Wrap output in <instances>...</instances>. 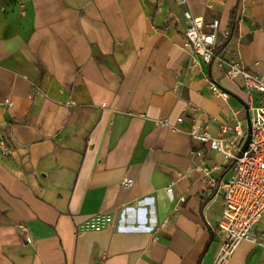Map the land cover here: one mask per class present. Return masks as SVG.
Wrapping results in <instances>:
<instances>
[{"label":"crops","instance_id":"0c3cea01","mask_svg":"<svg viewBox=\"0 0 264 264\" xmlns=\"http://www.w3.org/2000/svg\"><path fill=\"white\" fill-rule=\"evenodd\" d=\"M186 10L264 78V0H0V264L214 263L228 167L189 133L244 121L246 95L184 48ZM254 235L227 264H264V216Z\"/></svg>","mask_w":264,"mask_h":264},{"label":"built area","instance_id":"2783aa9c","mask_svg":"<svg viewBox=\"0 0 264 264\" xmlns=\"http://www.w3.org/2000/svg\"><path fill=\"white\" fill-rule=\"evenodd\" d=\"M174 2L182 6L187 5L188 0ZM183 18L184 48L199 56L206 64L211 65L215 61L225 66V76L231 81H239L246 95L244 108L247 117L244 121L222 122L218 127L217 137L210 134L205 124L192 126L189 133L193 140L221 154L225 166L228 167L219 180L223 210L216 232L220 238V250L213 263L227 264L241 242H255V227L264 216V78L244 67L237 59V54L227 46H223L219 52L216 51L219 37L224 41H232L235 38L229 29L218 31L217 19L206 21L203 16L194 15L190 10L183 12ZM207 91L211 97L223 100L229 98V93L213 81L207 83ZM7 105L10 106V103ZM187 107L190 114L200 110L190 102ZM247 119L251 130L250 142L241 153L248 134ZM178 122H181V119H178ZM164 123L156 121V126H163ZM5 152L6 148H2V153ZM202 156L201 150L191 154L193 160H199ZM200 169L206 177H209L211 172H222L221 167H209L204 162ZM216 179L218 178H210V184L215 185ZM132 185V179L122 182L124 189H129ZM167 195L173 201L171 188L167 189Z\"/></svg>","mask_w":264,"mask_h":264},{"label":"water","instance_id":"95a60500","mask_svg":"<svg viewBox=\"0 0 264 264\" xmlns=\"http://www.w3.org/2000/svg\"><path fill=\"white\" fill-rule=\"evenodd\" d=\"M247 128H248V130H247L248 134H247L246 140H245V142H244V144L242 146L241 153H243L246 150V148H247V146H248V144L250 142L251 130H250V124H249V120L248 119H247Z\"/></svg>","mask_w":264,"mask_h":264},{"label":"trees","instance_id":"16d2710c","mask_svg":"<svg viewBox=\"0 0 264 264\" xmlns=\"http://www.w3.org/2000/svg\"><path fill=\"white\" fill-rule=\"evenodd\" d=\"M224 45L222 44V42L220 40L217 41V47H216V51L219 52L220 49L223 47Z\"/></svg>","mask_w":264,"mask_h":264},{"label":"rangeland","instance_id":"374dc122","mask_svg":"<svg viewBox=\"0 0 264 264\" xmlns=\"http://www.w3.org/2000/svg\"><path fill=\"white\" fill-rule=\"evenodd\" d=\"M244 117H245V115H244Z\"/></svg>","mask_w":264,"mask_h":264}]
</instances>
